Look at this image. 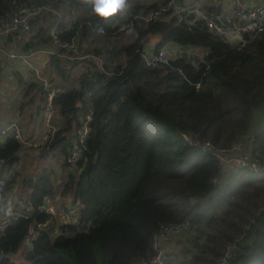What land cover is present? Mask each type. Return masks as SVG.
Returning a JSON list of instances; mask_svg holds the SVG:
<instances>
[{
  "label": "trees",
  "instance_id": "16d2710c",
  "mask_svg": "<svg viewBox=\"0 0 264 264\" xmlns=\"http://www.w3.org/2000/svg\"><path fill=\"white\" fill-rule=\"evenodd\" d=\"M22 1L28 0H0V15ZM156 4L136 2L114 22L92 12L70 24L52 18L61 39L75 37L76 53L101 55V64L95 56L62 55L67 48L54 42L51 24L36 23L40 15L30 36L18 43L25 51L51 43L55 50L44 51L48 65L43 68L50 82L64 87L53 97L56 128L51 137L39 146L27 144L41 152L57 148L62 162L74 166L57 187L47 168L32 182L25 180L30 187L19 196L32 201L33 209L0 227V264H137L154 250L153 233L161 224L182 219L190 226L175 234L182 245L170 253L167 264H214L231 240L236 246L228 264H264V207L258 211L264 203V28L233 43L203 17H148ZM98 21L105 30L93 32ZM119 23L134 28V37L121 42L111 37L123 29ZM153 33L159 34L155 48L172 42L208 50L202 58L186 53L146 63L145 43ZM8 59L1 55L0 64ZM82 60H88L89 68L69 79L71 66ZM16 73L21 80V72ZM40 81L27 86L42 94ZM89 110L91 129L83 153L71 161L70 136ZM182 131L223 146L251 132L263 169L223 163L184 142ZM23 143L9 137L0 146V175L17 159ZM14 173L12 169L6 177L4 192L16 183ZM55 190L79 200L81 225L46 219L49 213L40 203L45 193L57 198ZM3 208L0 204V212ZM31 226L39 227L38 234L23 257L12 258L8 252L19 248Z\"/></svg>",
  "mask_w": 264,
  "mask_h": 264
},
{
  "label": "built area",
  "instance_id": "2783aa9c",
  "mask_svg": "<svg viewBox=\"0 0 264 264\" xmlns=\"http://www.w3.org/2000/svg\"><path fill=\"white\" fill-rule=\"evenodd\" d=\"M82 1V0H81ZM231 7H225L220 12L209 13L204 7L199 4L182 3L179 0H161L152 9L147 12L149 17H164L168 14H175L177 18L183 19L188 14H192L196 18H204L205 23L216 33L225 35L235 39L236 43L245 41L246 33L253 34L264 28V0L250 2L249 0H231ZM52 3V0H28L20 2L11 13L0 15V56L7 55L9 58L15 56H30L37 50L52 52L55 49L47 47H36L32 51H25L16 48L17 34L20 32H31L32 23L35 18L41 15L46 10L58 13L57 7ZM218 15L221 19L218 18ZM125 23H119L117 28H123ZM98 31H104L102 22L95 24ZM50 33L53 34V40L56 43L67 48L60 53L66 57H91L95 56L98 63H102V56L92 53H76L77 40L75 37L69 40L60 38L56 22L49 27ZM208 49L206 47H192L189 45H179L177 43L165 42L158 48L145 45L143 57L146 63H159L169 59V57L182 56L184 54L193 55L202 58ZM29 61V68H34L36 75L43 82L44 91L41 94V109L40 115L45 125V131L35 138H27L25 128L16 117L10 121L0 120V146H3L9 137H18L25 143L32 145H41L48 140L54 129L56 128L55 106L53 97L57 91L64 87L58 82H50L49 77L41 71V68L32 60ZM88 60L81 61L80 66L89 68ZM92 111L89 110L85 116H82L81 122L78 123L75 131L70 136V153L68 158L71 161L79 158L83 153L85 140L91 129L89 120L91 119ZM184 142H191L199 146L203 150L210 151L216 158L223 163L248 165L255 170L263 169L261 149L254 142L253 134L248 132L242 137L234 140L228 145L216 144L209 137H200L193 135L188 131L181 132ZM7 175H0V204L4 208L0 212V227L7 224L11 218L17 217L19 214L28 215L33 209V203L29 199L22 196H17L12 201L6 200L4 192L5 179ZM79 200L76 198L58 199L54 198L50 193H45L43 202L40 203V208L49 213L47 220L54 222L67 221L69 223L81 225L83 220L79 213ZM264 207V203L258 208V211ZM190 221L188 219L170 220L161 224L160 228L153 233L154 250L150 255L142 257L137 264H167L171 259V254L163 248V243L170 240L175 234L188 230ZM39 227L31 226L26 239L30 242L31 238L38 234ZM236 246V241H228L223 250L220 252L217 261L214 264H228L233 255V250Z\"/></svg>",
  "mask_w": 264,
  "mask_h": 264
},
{
  "label": "crops",
  "instance_id": "0c3cea01",
  "mask_svg": "<svg viewBox=\"0 0 264 264\" xmlns=\"http://www.w3.org/2000/svg\"><path fill=\"white\" fill-rule=\"evenodd\" d=\"M159 1H161V0H129V3H130V5H132L136 2L137 3L139 2L143 5H145V4H151V3L155 4V3H158ZM179 1L182 3L184 2V3H188V4H199L200 7H204L205 9L220 7V9L216 12H220L225 7H231V4H232L231 0H179ZM249 1L250 2H257L258 0H249ZM53 4L56 5L55 3H53ZM55 7H57L58 13L55 12L54 10H52V11L46 10L36 19V23L37 24H43V25H49V24H51L52 18L54 16H56V17L58 16L60 19L61 18L64 19L67 22V24H70L71 21L76 20L78 17L86 16V15H89V13H91V7L89 5L81 6L80 4H77V2H75L74 0H59L58 4ZM142 8L143 7L140 8L141 9L140 13L142 11L144 13V9H142ZM216 12H213V13H216ZM125 15H126V13L123 15H119L117 17L110 18L109 20L114 22L115 20L122 19L123 16H125ZM105 21H107V20H105ZM98 22H101V21H98ZM96 23L97 22H94V24L91 27L93 32L98 31L95 28ZM32 31L28 32V33H26V32L20 33L19 32L17 34L16 48H18L20 46L21 42H24L30 36ZM25 35H27V36H25ZM158 37H159V34H154V35L150 34L148 36V40L146 41L145 45L150 46V47H155L154 43L158 39ZM230 39L235 41V39H233V38H230ZM18 43H19V46H18ZM234 43H236V41ZM40 47L52 48V44L47 42L44 45H41ZM34 48H36V47H33V48L30 47V49H32V50ZM18 49H20V48H18ZM32 50H27V51H32ZM32 56L30 57V59L32 60V62L37 64L39 66V68L41 66V69H42V67H45L48 65V63L45 62V60H44V56H46L44 50H40L39 52L37 50V52L35 51ZM9 61L10 60L1 62L3 64H0V66L6 67L4 69H8V70L10 67H14V66L18 67V64L16 65L15 61L13 63L9 62ZM9 63H11V64H9ZM81 68L82 67L80 66V63L76 64V62H75V64L73 66H71L69 79L73 78V75L76 74ZM51 71H53V70H51ZM35 73H36L35 69L30 68V70L28 72H26L25 74L28 76L29 79H31L30 81H32V80L33 81L34 80L40 81V78H38ZM40 94L41 93L38 94L36 99H33V100L31 99V102L29 104H27L26 107L23 105H16L13 108V107H8L5 102H0V120L7 122V121H10V120L17 117L19 119V121L21 122V124L25 128L27 138H35V137L41 135L45 130V125H44L43 120H42L41 115H40V108H41V106H40L41 95ZM25 144H27V143H25ZM2 165L3 164H1V162H0V168L2 167ZM12 169L13 168L11 165V167L9 166L7 168H4L2 173L7 175V176H10L9 171H11ZM28 185H29L28 182H25V181H24V183L16 182L10 188V191L6 194L7 200L13 202L15 197L17 198L18 195L26 194L25 193L26 189H27L26 187ZM71 197H72V194H69V192L63 193L60 196H57L58 199H64V200L71 198ZM25 241L29 243V241L26 239V237H24V242ZM181 245H182V243H181V240L179 239V236L175 237V235H174L173 237L170 238V240H167L163 243V248L168 253H171V252H174L179 247H181Z\"/></svg>",
  "mask_w": 264,
  "mask_h": 264
},
{
  "label": "rangeland",
  "instance_id": "374dc122",
  "mask_svg": "<svg viewBox=\"0 0 264 264\" xmlns=\"http://www.w3.org/2000/svg\"><path fill=\"white\" fill-rule=\"evenodd\" d=\"M134 34V28L131 27V30H129L128 27H125L118 32L113 33L111 37L116 38L118 42H121L127 40V38H133ZM154 34L156 33H153V35ZM227 38L231 42H235L234 40L230 39V37ZM27 50L32 49L29 47ZM39 51L40 50H38V52ZM30 57L31 55H27L25 57L15 56L14 58H9V62L13 63L15 61L16 65L18 64V67H10L9 70L4 69L6 67L0 66V102H5L8 107L14 108L16 105H23L26 107V105L31 102L30 98L32 95L35 94V99L37 97L38 90L36 88L27 86V83L31 80L25 74L30 70L28 61L30 60ZM16 70L21 72L23 77L21 80L19 79V75H17ZM41 71L43 73L46 72L43 67ZM17 154V159L12 164V168L15 169V182L24 183L25 180L32 182L38 173L44 171V169L47 168L51 171L50 173L54 186L57 187L61 177L65 176L67 172L74 166V163L64 164L62 162L64 155L57 148L49 149L46 152H41L38 147L23 143V145L17 149ZM11 171H9V174H11ZM29 187L30 185H28L27 189ZM69 194L71 193L69 192ZM60 195L61 193L55 190L54 196L56 197ZM28 246V242H22L16 251H10L8 254L12 258L19 259L24 256L23 251L26 250Z\"/></svg>",
  "mask_w": 264,
  "mask_h": 264
},
{
  "label": "clouds",
  "instance_id": "9594fccd",
  "mask_svg": "<svg viewBox=\"0 0 264 264\" xmlns=\"http://www.w3.org/2000/svg\"><path fill=\"white\" fill-rule=\"evenodd\" d=\"M91 7V12L102 20L125 14L130 9L129 0H82ZM131 30L130 25L127 26Z\"/></svg>",
  "mask_w": 264,
  "mask_h": 264
},
{
  "label": "water",
  "instance_id": "95a60500",
  "mask_svg": "<svg viewBox=\"0 0 264 264\" xmlns=\"http://www.w3.org/2000/svg\"><path fill=\"white\" fill-rule=\"evenodd\" d=\"M141 14L143 15V11L141 12ZM218 18L221 19V17L218 15ZM40 85H43V82H40ZM82 168V166L80 167V169ZM2 255V249L0 248V256Z\"/></svg>",
  "mask_w": 264,
  "mask_h": 264
}]
</instances>
